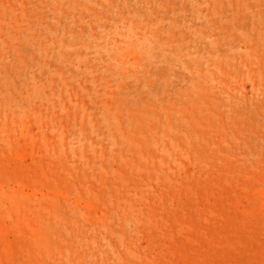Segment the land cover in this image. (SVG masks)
Here are the masks:
<instances>
[{"label": "rangeland", "instance_id": "obj_1", "mask_svg": "<svg viewBox=\"0 0 264 264\" xmlns=\"http://www.w3.org/2000/svg\"><path fill=\"white\" fill-rule=\"evenodd\" d=\"M0 264H264V0H0Z\"/></svg>", "mask_w": 264, "mask_h": 264}]
</instances>
